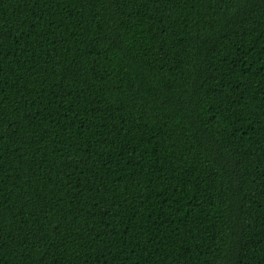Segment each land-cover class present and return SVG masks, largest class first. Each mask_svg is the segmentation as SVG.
<instances>
[{"label":"trees","instance_id":"1","mask_svg":"<svg viewBox=\"0 0 264 264\" xmlns=\"http://www.w3.org/2000/svg\"><path fill=\"white\" fill-rule=\"evenodd\" d=\"M0 264H264V0H0Z\"/></svg>","mask_w":264,"mask_h":264}]
</instances>
